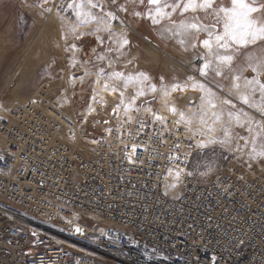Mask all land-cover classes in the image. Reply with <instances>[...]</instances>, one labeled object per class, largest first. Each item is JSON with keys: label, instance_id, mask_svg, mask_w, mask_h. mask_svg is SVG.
<instances>
[{"label": "built area", "instance_id": "1", "mask_svg": "<svg viewBox=\"0 0 264 264\" xmlns=\"http://www.w3.org/2000/svg\"><path fill=\"white\" fill-rule=\"evenodd\" d=\"M80 47V59L101 65L94 77L100 68L126 69L118 59L125 48L116 46L115 53L105 45L88 57ZM69 70L40 83L25 102H12L0 117V264H264V173L218 174L204 182L185 176L178 192L168 194V169L188 165L191 134L170 121L153 123L149 115L108 125L103 112L112 105L105 94L72 82L79 69ZM93 95L101 109L96 120L108 126L85 147L88 123L75 108H86ZM140 122L147 127L140 130ZM132 144L135 154L124 147ZM19 214L55 229H33ZM67 215L104 225L98 254L59 238L56 227Z\"/></svg>", "mask_w": 264, "mask_h": 264}, {"label": "rangeland", "instance_id": "2", "mask_svg": "<svg viewBox=\"0 0 264 264\" xmlns=\"http://www.w3.org/2000/svg\"><path fill=\"white\" fill-rule=\"evenodd\" d=\"M70 2L71 0H48V3L42 6V0H0V38L4 35L7 39L5 53L0 59V107L3 108L5 112L7 108H10L11 106L10 100H13L14 98V89L20 76V72L18 70L21 68V66H23L22 64L25 63V59H28L29 61L28 64L23 67V69L27 72H31V76L27 80L26 84L18 90L19 94L21 95L19 99L21 100H26L31 97L36 91V88H38L39 84L46 79L54 80V78L59 77L62 75V73L70 71V68L78 67L79 70L77 73H75V75L70 77V80L74 79L72 82L77 80L83 82V85H85V87L90 92H92L93 88L95 87V93L97 95L102 96V94H105V102L109 101L112 105V108H105L103 112L104 116H109L107 122L108 125L115 123L114 120L116 119L118 122L122 120L129 121V116L132 117L130 121L142 115H149L151 118H153V113L165 117L166 122L170 121L178 125L176 123V121L179 120L178 113H168L166 110V104L168 101H174L176 99L174 102L175 107L178 110L184 111L185 114L190 116L192 120L190 126L192 131H189V133L194 138V147L185 172L192 171L194 174L190 177L194 178L195 180L204 182L218 174L241 173L244 176L251 177L250 173L252 172H257V175L255 176L264 173V158L251 159L249 157V153L252 151L253 147V133L247 132L244 128H240L235 125V123L229 124L227 117V107L222 106L221 108L217 109H207V116L205 117L206 123L204 125L199 123V114L192 115V113L197 112L198 106L201 104V93L199 89H193L191 87L192 82L187 80L189 75L194 76L196 79H201L199 75H196L197 73L192 71L193 65L189 70H187L188 67H185L184 69H178V67L174 66L172 69L171 67L164 68L163 66L165 63L164 58L169 55L171 56L169 58L171 63L181 60L184 61L186 66L190 60V62L192 61V64H195L193 63L194 57H192V55L195 54V56H198L205 53L206 50L203 49V47H198L196 49L189 48L187 52L180 49L186 55L183 57H181L179 54L171 53L170 48H173L175 45H177L176 42H174L176 41V38H169L170 33L164 31L166 27L171 26L170 20L165 18L160 24L153 25L151 21L146 18L133 16L131 14L133 11L146 13L148 10L147 0H144V4H140L139 0H137L135 4L127 3L126 6L128 7V12L121 13L122 17H120L125 23H121L120 21L118 25L119 29L113 28L114 33L102 30L91 35L81 36L78 40L69 34L67 43H75L77 48L76 50L69 49L66 51V43L63 39V34L67 32L66 25L68 23L76 22L75 17L72 15V10L67 9V5ZM119 2L126 3V0H119ZM223 3L225 5H230V0H223ZM259 3H264V0H257V4ZM61 5H63V7L59 8L58 6ZM43 7H51L52 11L50 13L44 12ZM65 9H67V11H65ZM107 10L115 9L109 8ZM93 11L99 13V9H94ZM16 12H18V14L13 16V14ZM192 15L193 14L189 12L184 16H181L179 11H177L172 15L171 20H174L178 24L182 19L190 18ZM198 15L202 20H205L204 14L202 12L198 13ZM254 15L257 17H264V13H256ZM61 16L65 17L63 21L60 19ZM39 18L43 19L42 25L39 23ZM205 22H207V20H205ZM111 23H113V21ZM45 25H47L49 28L51 27L53 32L50 33L46 28L43 29ZM95 27V23L80 25L77 28V32L89 33ZM121 34L127 35L129 44L124 48L126 51V48L128 47L130 51L127 53V55H124L125 51H120L118 54L119 64L122 66V68L126 69L115 71H121L125 75L132 74L133 76H135L137 73L143 72L148 74V76L151 78L150 81H145L143 85L146 95L135 99L133 107L128 112H125V105L129 104L133 97L136 96V91L140 85L132 83L129 84L125 89L123 87V81L107 80V72L103 76L94 77V75H96L95 70L101 65L95 66L91 63L84 62V59H80L81 57L83 58L80 47L82 45L83 50L86 52L88 57L94 53L95 49L104 50L105 45L106 49L111 48V52L114 51L116 53L118 51L116 46L119 48V44L114 43L113 39L119 41ZM31 35L32 38L29 41ZM110 35L113 36V39H109ZM97 36H100L103 39L102 44L97 41ZM204 37L205 34H201L200 39H203ZM152 42H159V44L162 46V49L155 47L153 44H151ZM151 45H153V47H151ZM148 49L150 51L156 52L158 59L157 61H153L151 65L143 67L141 66L139 60L142 61V59L148 57ZM74 51L75 64H73ZM248 53H251L256 57L264 56V42H257L255 45H250L247 49L242 50V52L237 56L233 67L246 68V56ZM135 60L137 64L134 62ZM155 62L156 65L154 64ZM104 63H106V61ZM33 64H36V68L34 70H32ZM109 72L110 71H108V73ZM80 75L83 76L77 77ZM251 75L253 74L251 73L250 69L243 72V76L245 77H250ZM161 76L164 78L163 83L165 85H171L172 83L180 82L187 83L188 87H186L183 91L171 92L170 95L165 97L161 91ZM210 79L223 86L222 90L218 92V98L215 101L218 105L220 104V99L222 98L227 97L233 99V102L237 105V108H243L244 111L249 113V116H251L254 121L264 122V115L258 112L255 108H250L236 100V90L232 87V73L225 72L223 78L215 77L214 75L210 74ZM261 79L264 80V74L261 75ZM106 81L110 85H115L119 91L113 92L111 91V88L105 90L104 83ZM149 84H155L157 91L154 93L149 91ZM242 84L243 81H241V85ZM68 87L69 85H67V89ZM120 91L124 92L123 98L120 96ZM230 92L232 93L231 96H229ZM94 96L96 97V95H93L90 98L91 101L89 103L92 104V108L97 107L95 100L92 99ZM259 99V93H256L254 95V100L258 102ZM100 100L104 99L101 98ZM122 100L123 102H121ZM189 101H192V103L189 104ZM117 105H119V108H117ZM88 107L89 106L86 108H75V111H79V113L81 112L80 116L83 118V120V114L90 113ZM148 108L151 109L150 112L146 111ZM94 109L95 111L91 112L92 114H89V119L87 118L86 122L88 125L84 128V131H82L83 134L87 135L86 137L95 138L96 134H100L101 131H103L105 127L108 126L106 124L100 128L98 125L96 128L94 125H89L90 120H96V116L101 114V109ZM113 109H116V114L113 113ZM136 109H139V111ZM214 111H221L223 113L221 120H215V118L212 116V112ZM167 113L169 116L166 115ZM5 115L4 117L2 116L3 119L6 118ZM178 126L188 129V127H186L183 123L179 124ZM225 127H230L233 137L231 144L222 146L217 143L213 146L214 151L197 150L196 144L200 140H206L213 136L216 137L217 140L223 139ZM209 128L212 129L211 132H209ZM253 129L254 131L260 132V136L256 137L255 139V147L259 151L261 147H264V129L258 128L255 124H253ZM82 132L80 133L82 134ZM240 137H245L247 139V143L245 142V139H240ZM78 138L79 142H82L83 136ZM209 162H212L214 171L208 176L199 175V172L206 171L205 165ZM167 178L168 181L171 182L169 176H167ZM169 185L170 183H168L167 188H170V193L172 195L176 194L179 190V183L175 188H172ZM18 219L23 221L25 224L34 227H41L42 229L45 228L48 230L55 229V227L51 224L46 226L44 223L40 224L21 216H18ZM79 221L82 225V228H80L79 231H77V227L71 226V224L68 222H64L63 225L65 226H59V228L56 229L57 231L59 229V238L62 241H66L69 245H75L74 247L82 248L87 250L89 253L94 252L98 254V251H100V248L98 249L97 247L99 245L97 240L100 233L97 228L98 225H96V223L90 219L82 218Z\"/></svg>", "mask_w": 264, "mask_h": 264}, {"label": "snow or ice", "instance_id": "3", "mask_svg": "<svg viewBox=\"0 0 264 264\" xmlns=\"http://www.w3.org/2000/svg\"><path fill=\"white\" fill-rule=\"evenodd\" d=\"M137 0H126V3H120L119 0H71L67 5V9L72 10V15L75 17V23H68L66 25L67 32L63 34V39L66 43L65 50L68 51L76 50L77 45L75 43L68 44V36L71 34L75 39H79L84 35H91L93 33H98L100 31H109L114 33L112 28V21L120 20V16L117 13H127L128 7L127 3L135 4ZM48 0H42V6L46 5ZM140 4H144V0H139ZM148 10L146 13L139 11H133L131 14L135 17L146 18L151 21L153 25L160 24L162 20L168 18L170 20L169 27L164 29L165 32L170 33L169 38H176V44L180 49L187 52L189 48L196 49L198 47H203L206 50L205 53L194 57L199 66L193 64L192 71L197 73L201 79H196L194 76L189 75L187 77L188 81H191V87L193 89H199L201 95V104L198 106L197 112L192 113V115L199 114V123L204 125L206 123L205 117L207 116V109H217L227 107V117L229 124L235 123L240 128H244L247 132L253 133L252 139V151L249 153L251 159L264 158V147L258 151L255 147V139L260 136L259 131H254L253 124L258 128L264 129V122L254 121L249 113L244 111L243 108H237V105L233 102V99L222 98L220 99V104L218 105L215 101L218 98V92L222 90V85L215 83L210 79V74L215 77L223 78L225 72L232 73V87L236 90V100L240 101L243 105H247L250 108H255L258 112L264 115V80L261 79V75L264 74V56L256 57L251 53L246 56L247 65L246 68H236L233 67L237 56L242 52V50L247 49L250 45H255L257 42H264V17H257L254 14L264 13V3L257 4V0H230V5H225L223 0H147ZM62 8L63 5L58 6ZM109 8H114L115 10H107ZM65 9V11H67ZM94 9H99V13L94 12ZM44 12L50 13L52 11L51 7H43ZM179 11L181 16L186 13L191 12L193 15L190 18L182 19L178 24L171 20L174 13ZM203 13L205 20H202L198 13ZM60 19L63 21L64 16ZM95 23L96 27L89 33L77 32V28L80 25H88ZM123 23V21H121ZM201 34H205L203 39H200ZM163 35V33H162ZM99 43H103V39L100 36L96 37ZM109 39H113L110 35ZM114 43L119 44V48H124L129 44V40L126 34H121L119 41L113 39ZM109 52L112 51L111 48L108 49ZM75 51L73 52V64H75L74 59ZM100 60L105 59L104 56L98 57ZM130 62V61H129ZM109 61V65H111ZM250 69V77L243 76V72ZM105 75L104 68H100L98 72V77ZM107 80H119L123 81V87L126 89L129 84L135 83L140 85L136 91V96L133 97L129 104L125 105V112H128L134 104L135 99L145 96L146 92L143 87L145 81H150L148 74L140 72L135 76L132 74L125 75L121 71H112L106 74ZM161 91L164 96L167 97L171 92L183 91L188 87L187 83H172L171 85H165L163 83L164 78L161 77ZM241 81L243 84L241 85ZM214 85V86H213ZM105 90L111 88V91L116 92L119 89L115 85H110L107 81L104 83ZM148 90L151 92H156L157 87L155 84H149ZM259 93V101L254 100V95ZM232 93H229L231 96ZM120 96L123 98L124 92L120 91ZM95 100V96L92 98ZM123 102V100L121 101ZM192 101H189L191 104ZM119 108V105H117ZM89 112L95 111L91 106L89 107ZM139 111V109H136ZM146 111H151L150 108ZM173 114L179 115V120L176 123L179 125L183 123L188 127L189 131L191 129V117L187 116L184 111L178 110L174 105L170 108ZM113 113L116 114V109H113ZM153 115V123L159 122L160 124L166 123V118L155 113ZM223 113L221 111L212 112V116L215 120L219 121L222 119ZM87 117H85L86 119ZM131 116L128 117L130 121ZM107 123V121L105 122ZM147 125L144 122H140V130L146 128ZM111 132V129H107ZM212 129L209 128V132ZM195 135V133H194ZM240 139H247L245 137H240ZM233 140L230 127L224 128V138L217 140L216 137H211L206 140H200L196 144L197 150H213V146L219 143L220 145L231 144ZM126 149L131 148L132 153L135 154L137 150V145H125ZM179 149V145L175 146ZM147 150V149H145ZM191 153H184L185 163H187V157ZM125 158L130 163H135L131 155L125 154ZM169 160L179 161V155H169ZM206 171L199 172L201 176L210 175L214 169L212 167V162L205 165ZM182 174L187 176H192L194 173L192 171L185 172V169L176 167L169 168L168 175L174 176L175 182L169 186L172 188L177 187V184L181 180ZM79 231V229H77ZM213 261L216 260L214 256Z\"/></svg>", "mask_w": 264, "mask_h": 264}, {"label": "bare ground", "instance_id": "4", "mask_svg": "<svg viewBox=\"0 0 264 264\" xmlns=\"http://www.w3.org/2000/svg\"><path fill=\"white\" fill-rule=\"evenodd\" d=\"M39 20V23L42 25L43 24V19H41V18H39L38 19ZM115 21H117L118 23H117V27H114L113 25H114V21H113V25H112V28H115V29H119L118 28V25H119V23H120V21H123V23H125L124 22V20H122V18H120V20H115ZM41 25H40V27H41ZM129 26V25H128ZM47 29L50 33L51 32H53V30L51 29V27L49 28L47 25H45L44 27H43V29ZM41 29V28H40ZM41 32V31H40ZM42 34V33H41ZM36 36V35H35ZM34 37V36H33ZM31 38H32V35L30 36V39H29V41L31 40ZM40 39V38H39ZM33 41V40H32ZM31 41V42H32ZM30 42V43H31ZM174 42H176V41H174ZM41 43V42H40ZM39 43V44H40ZM6 45H7V39H6V37L3 35L1 38H0V59H1V57L4 55V53H5V48H6ZM30 45V44H29ZM33 45H34V43H33ZM44 46V45H43ZM31 47V46H30ZM151 47H153V45H151ZM29 48V47H28ZM171 49V53H176V54H179L181 57H183L184 55H185V53H183L181 50H180V48H179V46L178 45H175L173 48H170ZM28 50V49H27ZM29 50H30V48H29ZM28 50V51H29ZM149 50V49H148ZM191 53L193 54V52L191 51ZM179 55H177V56H179ZM186 56V55H185ZM171 56L169 55V56H166L165 58H164V68H169V67H174V66H176V67H178V69L180 68V69H184L185 67H188V69L187 70H189V69H191V66L193 65L192 64V61L190 62V60H189V63L188 64H186V66H185V63H184V61H181V60H178V61H176V62H174V63H171V60L169 59ZM192 57H196L195 56V54H193L192 55ZM144 58V57H143ZM43 59V58H42ZM138 59V58H137ZM158 59V57H157V53L156 52H154V51H148V57L147 58H145V59H142V61H140L139 60V62L141 63V66H143V67H147V66H149V65H151L152 64V62L153 61H155V60H157ZM28 59H25V63L24 64H22L23 66H21V68H19V72H20V76H19V78H18V80H17V85L15 86V89H14V93H13V100H10V102L12 103H19V102H25L26 100L24 99V100H21V99H19L20 98V94H19V92H18V90L19 89H21L22 87H23V85H25L26 84V82H27V80L30 78V76H31V72H27L26 70H24L23 69V67L26 65V64H28ZM193 61H194V59H193ZM134 62H136V60L134 61ZM150 63V64H149ZM193 63H195L196 64V66H199V64L196 62V61H194ZM136 64H137V62H136ZM33 66V68H32V70H34L35 68H36V64H33L32 65ZM138 66V65H137ZM140 66V65H139ZM173 69V68H172ZM185 69V70H186ZM175 70V69H174ZM183 71V70H182ZM196 75H198V74H196ZM37 89V88H36ZM34 93H36V92H34ZM33 93V94H34ZM32 94V95H33ZM167 101V100H166ZM176 101V99L174 100V101H168V103L166 104V102H165V104H166V110H167V112L169 113V112H171L170 111V108L174 105L175 106V102ZM92 104H89L88 106L90 107ZM88 107V108H89ZM94 108H97V107H94ZM8 111V110H7ZM6 111V112H7ZM6 112H5V110L3 109V108H1L0 107V116H3L4 117V115L6 114ZM81 113V112H80ZM91 113V112H90ZM90 113H84V115H83V117H84V122L86 123V121H87V118L89 119V114ZM168 113L166 114V115H168ZM92 114V113H91ZM170 114H172V113H170ZM93 116H96V115H93ZM93 116H92V118H93ZM169 116V115H168ZM85 117H87L86 119H85ZM171 117V116H170ZM97 118V117H96ZM172 119H173V116H172ZM174 120H175V118H174ZM115 122H118L117 121V119L116 120H114ZM123 121V120H122ZM123 122H125V121H123ZM171 123H173V122H171ZM174 125H176L175 123H173ZM98 126L99 125V123H98V121H96V120H92L91 121V125L90 126ZM180 127H182V126H180ZM97 128V127H96ZM101 128V127H100ZM105 128H107V127H105ZM184 128V127H183ZM188 132H189V130L187 129V128H185ZM93 133V132H92ZM77 138V137H76ZM85 139H84V143H85V147H89V144H91L92 142H93V138L92 137H84ZM4 140V138H3V136L1 137L0 136V143L2 144L3 141ZM87 140V141H86ZM176 167H180V168H183V169H186L187 168V166H184V165H177V166H172V167H170V168H176ZM250 175H251V177L252 176H255V175H257V172L256 173H250ZM167 176H169V178L171 179V182L170 181H168V178L166 177V180H167V184L168 183H170V184H172V183H174L175 182V180H174V176H170V175H168V172H167ZM185 176H187L186 174H182V176H181V180H180V182H179V185H180V183H181V181H182V179L185 177ZM168 189V194H170V195H172L171 193H170V188H167ZM19 216H21V217H24V218H27V219H29V220H31V221H34V222H37V221H35V220H33V219H31L30 217H28V216H26V215H24V214H19ZM79 217L78 216H76V215H73V216H71V215H67V216H62L61 217V223H59V225H57V227L56 228H59V226H64L63 225V223L62 222H64V221H66V222H68L69 224H71V226H73V227H77V229H80V228H82V225H81V223H80V221H79ZM97 221H99V222H103V220L99 217V216H96L95 217V222H97ZM37 223H40V224H42V222H37ZM28 225V224H27ZM44 225H48V223H44ZM31 228H33V229H42L41 227H34V226H31V225H29ZM37 226V225H36ZM49 226V225H48ZM98 231H100V233L103 231V229H104V225L103 224H101V225H98ZM50 229V228H49ZM57 232H59V229H58V231ZM61 233V232H60ZM100 233H99V238H98V240L100 239ZM63 235V234H62ZM97 240V241H98ZM70 246H72V245H70ZM75 246V245H74ZM74 246H72V247H74ZM98 247V249H99V245L97 246ZM74 248H78V249H82V248H79V247H74ZM82 250H84V249H82ZM86 252H88L87 250H85ZM89 253V252H88Z\"/></svg>", "mask_w": 264, "mask_h": 264}, {"label": "crops", "instance_id": "5", "mask_svg": "<svg viewBox=\"0 0 264 264\" xmlns=\"http://www.w3.org/2000/svg\"><path fill=\"white\" fill-rule=\"evenodd\" d=\"M16 14H18V12H16L15 14H13V16H16ZM11 42V41H10ZM9 47H10V44H9Z\"/></svg>", "mask_w": 264, "mask_h": 264}, {"label": "water", "instance_id": "6", "mask_svg": "<svg viewBox=\"0 0 264 264\" xmlns=\"http://www.w3.org/2000/svg\"><path fill=\"white\" fill-rule=\"evenodd\" d=\"M161 77H162V76H161ZM161 77H160V78H161Z\"/></svg>", "mask_w": 264, "mask_h": 264}]
</instances>
